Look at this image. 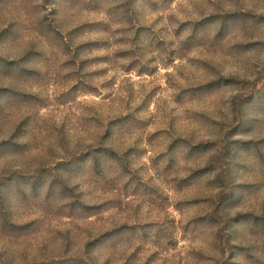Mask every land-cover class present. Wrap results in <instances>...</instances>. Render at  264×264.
I'll use <instances>...</instances> for the list:
<instances>
[{
    "label": "rangeland",
    "instance_id": "rangeland-1",
    "mask_svg": "<svg viewBox=\"0 0 264 264\" xmlns=\"http://www.w3.org/2000/svg\"><path fill=\"white\" fill-rule=\"evenodd\" d=\"M0 264H264V0H0Z\"/></svg>",
    "mask_w": 264,
    "mask_h": 264
}]
</instances>
